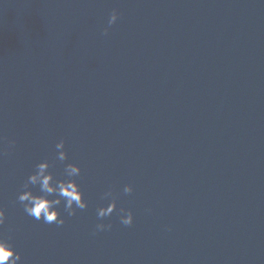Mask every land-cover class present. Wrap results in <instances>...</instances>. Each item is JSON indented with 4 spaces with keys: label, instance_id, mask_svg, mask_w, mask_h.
<instances>
[{
    "label": "water",
    "instance_id": "water-1",
    "mask_svg": "<svg viewBox=\"0 0 264 264\" xmlns=\"http://www.w3.org/2000/svg\"><path fill=\"white\" fill-rule=\"evenodd\" d=\"M45 160L59 227L17 200ZM0 207L22 264H264V0H0Z\"/></svg>",
    "mask_w": 264,
    "mask_h": 264
},
{
    "label": "clouds",
    "instance_id": "clouds-1",
    "mask_svg": "<svg viewBox=\"0 0 264 264\" xmlns=\"http://www.w3.org/2000/svg\"><path fill=\"white\" fill-rule=\"evenodd\" d=\"M119 19V13L113 10L108 20L111 27ZM108 34V28L104 29V35ZM15 141L9 142V148H14ZM56 159L64 163L68 160L65 151V142L60 140L55 145ZM53 167L47 160L36 164L35 170L24 182L23 190L17 197L18 202L23 206L24 213L36 221L45 224H55L58 227L65 224V219L61 217L60 206L69 217L77 214V210H85L88 207L84 199L77 178L81 175V168L73 163H67L64 167V178L58 179L50 169ZM33 188H38V193L33 192ZM125 194H131L133 187L125 185ZM53 197V198H50ZM102 199L110 200L106 207L97 208V218L103 220L110 217L117 210L116 197L111 190L103 194ZM120 223L124 226H131L134 222L133 213L130 210L121 208L119 210ZM5 210L0 207V226L6 222ZM111 224L98 223L95 227L97 232L111 230ZM0 264H22V256L15 250L10 238L0 235Z\"/></svg>",
    "mask_w": 264,
    "mask_h": 264
}]
</instances>
